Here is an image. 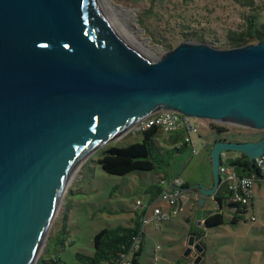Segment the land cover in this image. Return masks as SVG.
I'll use <instances>...</instances> for the list:
<instances>
[{"label": "water", "instance_id": "1", "mask_svg": "<svg viewBox=\"0 0 264 264\" xmlns=\"http://www.w3.org/2000/svg\"><path fill=\"white\" fill-rule=\"evenodd\" d=\"M159 109L264 129V38L144 59L115 40L96 0H0V264L30 263L76 160ZM226 151L255 160L264 136L214 143L213 194Z\"/></svg>", "mask_w": 264, "mask_h": 264}, {"label": "rangeland", "instance_id": "2", "mask_svg": "<svg viewBox=\"0 0 264 264\" xmlns=\"http://www.w3.org/2000/svg\"><path fill=\"white\" fill-rule=\"evenodd\" d=\"M96 2L101 13L107 16H104L105 20L125 46L144 59H155L170 50L168 43L175 48L182 42H199L194 36H203L205 43L225 48L226 31L240 27L245 15L250 12L249 7L236 0H109V3L105 2L108 12L102 7L100 0ZM254 2L260 9L264 7V0ZM262 13L261 19L264 20V10ZM146 46H154V51L148 53ZM197 121L201 136H195L192 145L189 144L182 152L169 159L166 169L168 176H179L190 183L212 187L214 175L210 149L214 138L260 139L264 136V129L257 130L246 125L231 126L225 132L218 133L212 128L213 123L209 119L198 118ZM128 128L129 126L123 128L110 142L88 152L79 161L60 197V204L43 244L38 247L36 258L31 260V264H57L58 259L60 264H77V252L93 253V237L97 232L117 225H130L135 214H142L141 207L136 209L137 200L148 203L150 193L147 192V186L155 184L164 172L131 171L115 175L103 170L98 163L101 151L107 146L127 145L141 140L140 131L132 132ZM166 135L162 131L157 142L164 148L171 149L173 145L164 141ZM205 206L218 208L211 198L206 199ZM228 209L224 206L223 224L202 228L204 241L212 245L208 252L219 254L221 242L230 244L250 241L255 246L262 247L257 248L261 250L259 257L253 259L260 264L264 261V196L257 199L254 206H249L237 223H231L232 211ZM187 210L188 208L178 218L181 228H176L174 232L167 230L165 226L163 231H158L153 224L146 225L140 264H165L162 251L155 253L154 250L158 244L165 247L169 236L178 245L175 259L185 256L184 239L188 238L190 226L195 225L192 219L190 222L185 221L183 214ZM193 240L194 243L200 241L195 237ZM211 258L215 259V255ZM216 262L214 260L213 264ZM175 264L187 262L181 260Z\"/></svg>", "mask_w": 264, "mask_h": 264}, {"label": "trees", "instance_id": "3", "mask_svg": "<svg viewBox=\"0 0 264 264\" xmlns=\"http://www.w3.org/2000/svg\"><path fill=\"white\" fill-rule=\"evenodd\" d=\"M236 1L249 7L250 12L245 15L240 27L226 31L225 48L256 43L264 38V20L261 19L264 7L262 9L260 7L258 8L254 0ZM190 32L194 33L196 31ZM194 37L199 42H206L203 36ZM168 47L170 50L174 48L169 43ZM212 128L217 132L226 131V127L221 125L213 124ZM162 131L160 127L153 126L140 131L142 133L141 140L130 142L127 145L111 144L101 151L98 163L103 170L115 175H124L131 171L152 170L157 173L164 172L163 177L168 176L166 169L169 164V159H172L177 153L182 152L189 144L183 143L181 146H176L175 143L180 138V135L163 131L167 133L164 141L173 145L171 149H166L157 142V137L161 135ZM224 162L234 166L239 176L259 175L255 160H250L244 153L236 157L226 158ZM160 191L159 181L147 187V192L152 193V198L157 196ZM229 197L226 184L221 183L214 194V199L219 202L221 210L216 209L206 216L205 225L207 227L219 226L224 223L225 219L222 211L224 206L229 209H235L236 212L232 218L233 222H238L241 219L242 215L240 213L243 214L247 210V206L241 203L230 202ZM140 227L141 224L139 216L137 215L132 219V224L130 225H117L115 227L103 228L93 237L94 250L92 254L83 252L76 253L77 264H112L123 253L129 250L134 238L140 231ZM203 233V231L198 229L191 231V234L199 237ZM141 249L134 254L133 264H140L139 257ZM56 262L57 264L61 263L60 259Z\"/></svg>", "mask_w": 264, "mask_h": 264}, {"label": "built area", "instance_id": "4", "mask_svg": "<svg viewBox=\"0 0 264 264\" xmlns=\"http://www.w3.org/2000/svg\"><path fill=\"white\" fill-rule=\"evenodd\" d=\"M197 119L198 117L196 116L185 114L176 109H159L135 121L129 126L128 130L136 132L158 126L165 132L180 135V138L175 143L176 146H181L183 143L192 145L194 137L200 133V126ZM226 158V154L224 153L219 171L222 175V183L226 184L229 191V200L230 202L248 206L253 195L255 175L239 176L234 166L224 162ZM255 162L259 170L260 178L264 179V152L255 159ZM159 185L161 187L160 193L151 198L147 204L143 203L141 199L137 200L135 205L136 209L141 207L142 212V214L138 215L141 224L140 231L134 238L129 250L123 253L112 264H133L134 254L142 247L141 243L146 225L154 221L156 228L159 229L162 221L168 220L182 210L183 202L181 197L186 188L183 179L179 176H165L160 178ZM163 202L169 206L168 210L162 209L161 203ZM159 247L160 245H157L156 249H159Z\"/></svg>", "mask_w": 264, "mask_h": 264}, {"label": "crops", "instance_id": "5", "mask_svg": "<svg viewBox=\"0 0 264 264\" xmlns=\"http://www.w3.org/2000/svg\"><path fill=\"white\" fill-rule=\"evenodd\" d=\"M217 132V131H216ZM220 133V132H218ZM264 135V134H263ZM201 136V133H199L197 135V137L199 138ZM218 140H227V141H245V140H256L253 138H248V139H242L240 137H218V138H214L213 141L211 142V149H210V156H211V150L212 147L214 145V143ZM193 144V142H192ZM226 157H236L239 156L241 154V152L238 151H226L225 152ZM222 176V175H221ZM163 177L160 176L157 179V182L159 181V179ZM183 181L185 182V189H184V193L181 197V200L183 202V208L181 210V212H179L177 215L169 218L168 220L162 221L160 223V228L157 229L155 224L153 223L154 221H151L150 224L154 225V228L158 231H163L162 229L164 228V226L166 228H168L167 230L169 231H176L178 228H181V221H179V216L181 215V213H183L185 211L186 208H188L187 212L185 214H183L185 221L186 222H190L191 219L195 222L194 226H190V232L188 235V238L184 239V247L186 248L185 250V256H181L182 258L179 259H175V255L177 254V243L176 240L172 239L171 236H169V238L166 240V245L165 247L162 244H158L160 245L159 249H156L154 252L158 253V251H162L163 254V261L165 262V264H175L180 263L181 260L186 261L187 264H213L214 260H217L216 264H228V261L230 260V264H259L257 261L253 260L259 257L261 250H257V248H262V247H257L255 246L252 242L247 241V242H233L230 244H227L226 242H221L220 244V250H219V254H212L208 252V248L209 246H212L211 244H209L208 242H205L203 237H204V233L199 237L197 235H193L191 234L192 230H202L203 227H207L205 225V218L207 216V214H204L203 217L201 218L200 221H198L195 218V210L200 207L203 209V211H208L211 209H218L216 208V206H205V201L207 198H211L214 202L217 203V200L214 199V194L210 192V189L212 187H208L205 184L202 183H190L188 180L183 179ZM156 182V183H157ZM188 184V186H186ZM149 187V186H147ZM191 187H194L193 189ZM150 193L149 196V200L152 198V193ZM262 196H264V179H261L259 175H255V180L253 183V195H252V199L250 204L247 206V208L249 206H254L255 205V201L257 199H260ZM162 209L164 210H168L169 207L166 203H161ZM221 210V209H220ZM232 211L231 217H230V221L231 223H237V222H233L232 218L235 215V209H228ZM223 214H224V209H222ZM247 211V210H246ZM241 215H243L242 213H240ZM138 214H135V217ZM254 217V216H252ZM132 220V219H131ZM177 228V229H176ZM174 230V231H173ZM146 233V230H145ZM144 233V234H145ZM144 234H143V239H142V247L143 248V243H144ZM189 236L191 238V236H193V238H197L198 242H195L196 244L200 245L202 247V249L199 251L197 248H193L191 247L190 250H188L189 246H188V242H189ZM232 244V246H231ZM162 245V246H161ZM232 248V250H231ZM142 251V249H141ZM141 255V254H140ZM215 255V259L211 258L212 256ZM139 263H141L140 261V257H139ZM264 263V261H261L260 264Z\"/></svg>", "mask_w": 264, "mask_h": 264}, {"label": "bare ground", "instance_id": "6", "mask_svg": "<svg viewBox=\"0 0 264 264\" xmlns=\"http://www.w3.org/2000/svg\"><path fill=\"white\" fill-rule=\"evenodd\" d=\"M100 1H101V5H102V7L106 9V10H105L106 12H108L105 2H108V3H109V0H100ZM96 3H97V6H98V10H99V13H100V17L102 18V20H103V22L105 23L106 27H107L108 30L110 31L111 35H113V33H114L113 36H114L115 40H116L117 42L121 43L122 46H124L127 50H129V49L125 46V44L122 42V39H121V38H120V37L114 32V29H113V28L108 24V22L105 20V17H107L106 14L103 15V14L101 13V10H100V7H99V4H98V2H96ZM105 11H104V12H105ZM127 11H128V10H127ZM106 12H105V13H106ZM124 12H125V11H124ZM104 16H105V17H104ZM129 51H130V50H129ZM146 51H148V53H149V52L152 53V52L154 51V46H146ZM130 52H131V51H130ZM146 55H147V54H146ZM157 57H158V56H157ZM86 155H87V154H85L84 156H82L81 158H79L78 160H76V162L71 166L70 171H69L68 175L66 176V178H65V180H64V183H63L62 189H61L60 193L57 195V197L55 198V200H54V202H53V204H52V207H51V209H50V214L48 215V218H47L46 226H45V228H44V230H43V232H42V234H41V237H40V240H39L38 246H37L36 250L34 251V253H33L32 257H31V260H33V259L36 258V255H37V252H38V247H40V244L43 242V240H44V238H45V236H46V233H47L48 227L50 226V224H51V222H52V219H53V216H54V214L56 213L57 208H58V206H59V204H60V197H61V195L64 193V191H65V189H66V186H67V183H69V182H68L69 179L71 178L72 175H74L73 172H74V170L78 167V165H79V161H80L81 159L85 158ZM75 174H76V173H75ZM42 244H43V243H42ZM41 247H42V246H41ZM31 260H30V263H29V264L32 263Z\"/></svg>", "mask_w": 264, "mask_h": 264}, {"label": "flooded vegetation", "instance_id": "7", "mask_svg": "<svg viewBox=\"0 0 264 264\" xmlns=\"http://www.w3.org/2000/svg\"><path fill=\"white\" fill-rule=\"evenodd\" d=\"M257 140V139H256Z\"/></svg>", "mask_w": 264, "mask_h": 264}]
</instances>
